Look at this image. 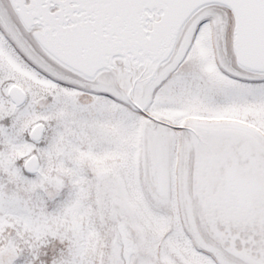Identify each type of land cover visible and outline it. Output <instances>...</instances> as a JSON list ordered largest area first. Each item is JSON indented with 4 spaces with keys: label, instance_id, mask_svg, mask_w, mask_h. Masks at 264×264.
I'll return each instance as SVG.
<instances>
[{
    "label": "snow or ice",
    "instance_id": "6c2138e0",
    "mask_svg": "<svg viewBox=\"0 0 264 264\" xmlns=\"http://www.w3.org/2000/svg\"><path fill=\"white\" fill-rule=\"evenodd\" d=\"M0 264H264V0H0Z\"/></svg>",
    "mask_w": 264,
    "mask_h": 264
}]
</instances>
